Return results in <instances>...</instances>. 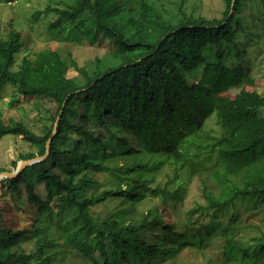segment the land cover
<instances>
[{"label":"trees","instance_id":"trees-1","mask_svg":"<svg viewBox=\"0 0 264 264\" xmlns=\"http://www.w3.org/2000/svg\"><path fill=\"white\" fill-rule=\"evenodd\" d=\"M222 1V18L208 20L182 9L170 18L154 0H52L50 30L110 43L92 73L59 50L18 62L24 40L14 21L0 29V103L7 87L16 92L10 105L20 95L45 103L35 128L6 124L0 110V141L22 137L32 150L20 161L43 157L59 119L47 158L0 181V264H53L57 219L94 264H264V96L245 87L264 61V0ZM72 67L77 77H68ZM227 71L238 88L218 103ZM209 163L227 181L244 174L243 184L231 183L223 199L204 194L178 226L161 202H182L184 181ZM167 167L165 186L151 188ZM100 205L112 208L98 213ZM8 208L26 226L5 227Z\"/></svg>","mask_w":264,"mask_h":264},{"label":"rangeland","instance_id":"rangeland-1","mask_svg":"<svg viewBox=\"0 0 264 264\" xmlns=\"http://www.w3.org/2000/svg\"><path fill=\"white\" fill-rule=\"evenodd\" d=\"M180 0H154L159 6L164 5V10H169L168 17L178 18L180 9L187 15L195 17L203 16L208 20H219L222 18L225 11V4L222 0H184L181 2L182 8L178 9L174 2ZM53 4L52 0H16L12 4L0 5V29L9 31L12 29L9 23L14 21V29L21 34L24 40V46L21 53L18 54V62L22 60L24 55L31 58L39 55L47 50H59L65 56L70 53L72 58L79 66H86L88 71L92 73L96 68L95 59L97 56L105 57L107 50L111 49L109 42L98 41L95 44H90L89 41L82 39L81 42H71L64 40L63 30L57 29L52 31L49 29V24L56 20V17L46 13L48 5ZM36 12H41L39 19H34L33 15ZM6 34V32H5ZM78 72L72 67L68 72V77H77ZM251 76L254 77V85L245 86L246 89L260 93L264 96V61L257 60L252 64ZM238 80L232 77V72L227 71L222 78L223 92L217 95L216 101L224 103L229 101L236 92L235 87ZM236 89V90H234ZM16 92L7 87L4 91V99L0 103V110L3 111V118L7 124L9 120L24 122L27 126L37 127L40 124L39 110L44 108V104L35 98H25L20 95L13 105H10L13 95ZM31 147L22 137L8 136L0 141V169L4 168L7 171H14L12 163L18 161L21 154L31 151ZM16 170V169H15ZM223 166L215 163L207 164L202 171L192 180H185L183 185L186 188L184 199L182 202L171 203L161 202L162 209L166 212L171 211L176 219L177 225L181 226L187 222L188 211L196 204H204V194L212 195L216 199H223L230 195L232 184L242 185L244 174L240 176H230L227 181ZM173 175V167H167L163 173L156 175V181L151 184V188H156L158 185L162 187L168 181V177ZM145 179L151 178L150 175L144 174ZM107 180L102 178V180ZM232 183V184H231ZM1 187V185H0ZM43 191L44 188L42 187ZM154 201L159 202V197ZM147 207V204H146ZM142 207L141 210H146ZM111 206H98L95 210L98 213H108ZM4 226L11 227V221L16 229L26 226L24 215L17 211L13 217L8 209L5 212ZM65 221V219H63ZM52 223L55 229L51 231V237L58 243L57 249L59 254L53 264H94L85 258L84 254H76L73 247L65 240L64 232L61 229L62 220H53ZM7 241L4 240V244ZM238 264H241L238 263Z\"/></svg>","mask_w":264,"mask_h":264},{"label":"water","instance_id":"water-1","mask_svg":"<svg viewBox=\"0 0 264 264\" xmlns=\"http://www.w3.org/2000/svg\"><path fill=\"white\" fill-rule=\"evenodd\" d=\"M234 2H235V0H233V5H234ZM58 122H59V119L57 120V123L55 125L53 134H52L51 138L49 139V141L47 143V146H46V149H47L46 154L43 157H38V158L33 159V160L22 161L18 165L17 169L14 172H2V173H0V181L3 178H16L19 174H21L24 171V169L26 167L31 166V165H34V164H37V163H39V162H41V161H43V160H45L47 158V156L50 153L51 142H52L54 136L57 133L56 131H57V128H58Z\"/></svg>","mask_w":264,"mask_h":264}]
</instances>
